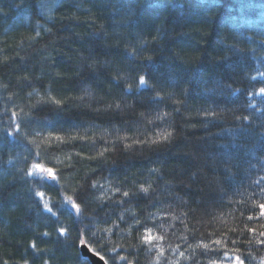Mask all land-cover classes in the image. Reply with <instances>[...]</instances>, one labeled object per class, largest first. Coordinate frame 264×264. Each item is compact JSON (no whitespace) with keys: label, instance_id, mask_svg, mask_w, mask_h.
I'll return each instance as SVG.
<instances>
[{"label":"trees","instance_id":"1","mask_svg":"<svg viewBox=\"0 0 264 264\" xmlns=\"http://www.w3.org/2000/svg\"><path fill=\"white\" fill-rule=\"evenodd\" d=\"M262 73L264 0H0V264H261Z\"/></svg>","mask_w":264,"mask_h":264},{"label":"snow or ice","instance_id":"2","mask_svg":"<svg viewBox=\"0 0 264 264\" xmlns=\"http://www.w3.org/2000/svg\"><path fill=\"white\" fill-rule=\"evenodd\" d=\"M262 75H264V73H262ZM139 84H140L141 86H147V82H146V78H145V76L141 75V76L139 77ZM260 92H264V88H261V89H260ZM30 95H31V94H30ZM55 103L59 104L60 101H55ZM117 108H119V105H117ZM16 115H17V113H15V112L12 113V116H13V117H15ZM158 118H159V117H158ZM20 128H21V125H20L19 123H16V124H15V130H16L17 132H19V131H20ZM7 135H12V133H11V132H7ZM37 135H39V133H37ZM170 136H171V133H170V132H165V133H163V134H160V139L166 141V140L169 139ZM56 139L59 140V139H61V138H60V137H57ZM158 142H159L158 140H154V141H152V143H158ZM126 147H128V145H126ZM37 155H38V154H37ZM101 155H103V153H101ZM33 169L39 170L40 173H44V174H46V177H45V178H50L52 181H56L57 183L59 182V181H58V175H57V172H56V170H55L54 168H52V167H44V166H42L40 163L37 162V163L31 165V168H30L29 172L27 173L29 176L33 175V171H32ZM262 179H264V178H262ZM257 183H259V181H257ZM98 186L101 187V188L103 187L102 185H98V182L94 181L93 184H92V188L95 189V188H97ZM141 190H142L143 192H145V193L148 192V189H147V188H144L143 186H141ZM73 191H74V194H75V198H74V196H66V197L63 199V201H62V206H63V205L71 206L72 209H75V211H76L77 214H79V215H83V212H82L81 206H80V204L76 203V200L79 199L81 202H83V201H84V194H83L82 192H78V191H76L75 189H74ZM117 191H119V189H117ZM36 195H37V196H40V197H43L44 193H42V192H37ZM128 195H129V193H128L127 191H125V192L123 193V196H124V197H127ZM258 206H259V208H260V216L264 217V203H260ZM44 208H45L48 212L52 213L53 216L56 215V213L52 212V208L49 207V205H48L47 202L44 203ZM120 219L123 220V216H122V215H121ZM248 219H249V220H252V219H254V217L251 216V215H249V216H248ZM137 223H139L138 220H137ZM117 227H118V226H117ZM99 231H108V232H111V229L100 230V229L98 228V229H97V232H99ZM233 231H235V230H233ZM248 231L251 232V233H255V232H256V229H254V228H248ZM58 232H59L60 235H66L67 229L61 227V228L58 229ZM97 232H93L92 235H91V237H88V238H84V237L82 236V237L80 238V244H81V245L90 246V243H91L93 240H94V242H96V243H100V241L102 240V237H99V236L97 235ZM150 233H151V229L145 228V230H144V234L141 236V240H142L143 243H145V244H151V243H152L154 240H156V239H163V237H155V236L151 235ZM45 235H47V233H45ZM259 236L264 237V232H260V233H259ZM231 242H232V244H236V243H237V241H235V240H233V241H231ZM257 242L260 243V244H264V240H258ZM212 243H214V244H216V245H221L222 241L219 240V239H217V240L213 241ZM197 246L199 247V246H201V245L198 244ZM202 246H203V248H204L206 251L209 249V245H207V244H204V245H202ZM31 247H32L33 249L36 248V245H35L34 242L32 243ZM224 247H227L226 243L224 244ZM112 251L115 252L116 249L114 248V249H112ZM234 251H238V249H236V250H234ZM161 254H162V253H161ZM97 255H99V253H97ZM180 255L183 256L184 253L181 252ZM224 256H225V257H228V252H227V251L224 252ZM100 258H101V259H104V257H102V256H101ZM118 258H119L120 261H124L125 264H134L133 261L128 260V258H127L126 256H124V255H119ZM115 260H116V257H113V262H114V264H115ZM106 264H107V262H106ZM212 264H215V262L213 261ZM231 264H245V261H244V259L241 258L240 255H233V256L231 257ZM261 264H264V260L261 261Z\"/></svg>","mask_w":264,"mask_h":264},{"label":"water","instance_id":"3","mask_svg":"<svg viewBox=\"0 0 264 264\" xmlns=\"http://www.w3.org/2000/svg\"><path fill=\"white\" fill-rule=\"evenodd\" d=\"M79 250H81L82 256L89 260L91 264H106V260L101 259V256L97 255L89 246L81 245Z\"/></svg>","mask_w":264,"mask_h":264}]
</instances>
